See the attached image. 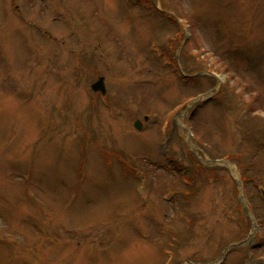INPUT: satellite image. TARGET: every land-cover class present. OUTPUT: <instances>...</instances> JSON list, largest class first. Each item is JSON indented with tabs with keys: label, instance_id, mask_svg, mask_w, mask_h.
<instances>
[{
	"label": "rangeland",
	"instance_id": "374dc122",
	"mask_svg": "<svg viewBox=\"0 0 264 264\" xmlns=\"http://www.w3.org/2000/svg\"><path fill=\"white\" fill-rule=\"evenodd\" d=\"M133 1L0 0V264H264V0Z\"/></svg>",
	"mask_w": 264,
	"mask_h": 264
},
{
	"label": "water",
	"instance_id": "95a60500",
	"mask_svg": "<svg viewBox=\"0 0 264 264\" xmlns=\"http://www.w3.org/2000/svg\"><path fill=\"white\" fill-rule=\"evenodd\" d=\"M92 89H93L94 91H101V92L104 94V93H105V89H104V86H103V79L100 78V79L98 80V82L95 83V84L92 86ZM135 127H136V128H140V124H139V123H136V124H135Z\"/></svg>",
	"mask_w": 264,
	"mask_h": 264
},
{
	"label": "trees",
	"instance_id": "16d2710c",
	"mask_svg": "<svg viewBox=\"0 0 264 264\" xmlns=\"http://www.w3.org/2000/svg\"><path fill=\"white\" fill-rule=\"evenodd\" d=\"M132 1H133V0H132ZM134 2H135V1H134ZM138 2H142V1H138ZM135 3H136V2H135ZM143 3H145V2H143ZM143 3H142V4H143Z\"/></svg>",
	"mask_w": 264,
	"mask_h": 264
}]
</instances>
